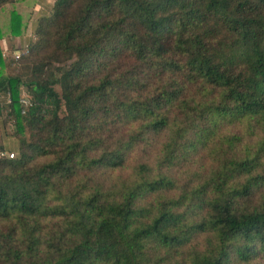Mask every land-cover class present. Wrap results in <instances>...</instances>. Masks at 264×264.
Segmentation results:
<instances>
[{"label": "trees", "instance_id": "16d2710c", "mask_svg": "<svg viewBox=\"0 0 264 264\" xmlns=\"http://www.w3.org/2000/svg\"><path fill=\"white\" fill-rule=\"evenodd\" d=\"M34 36L0 28V264H264V0H55Z\"/></svg>", "mask_w": 264, "mask_h": 264}, {"label": "rangeland", "instance_id": "374dc122", "mask_svg": "<svg viewBox=\"0 0 264 264\" xmlns=\"http://www.w3.org/2000/svg\"><path fill=\"white\" fill-rule=\"evenodd\" d=\"M55 0H18L14 4L6 5L5 7L0 9V28L3 32V40L1 41L2 46L4 48L7 47V53L8 55L6 57L15 59L12 52L14 50H19L20 53H25V43H23V37H29V39L34 38V28L37 23V20L44 15H47L54 3ZM15 9L18 11L23 18V34L22 37H19V42L16 40L14 41L13 38L10 35V13L11 10ZM24 45V46H23ZM9 47V49H8ZM9 51H12L11 54ZM0 124L2 125L1 121ZM243 127V126H242ZM241 127V128H242ZM240 127H231L229 129H226L227 132L232 133H241L242 137L240 140L241 146H243V143L248 141L250 142V134L251 131L243 130ZM0 131L3 132V134L6 136L7 141L9 142V146L11 148H17V140L13 137H8L7 134L12 133L13 131V123L10 121L7 123V126L4 127L1 126ZM254 132L253 134V141L255 142L258 138V130L255 128L252 130ZM13 154L16 155L15 149L12 150Z\"/></svg>", "mask_w": 264, "mask_h": 264}, {"label": "crops", "instance_id": "0c3cea01", "mask_svg": "<svg viewBox=\"0 0 264 264\" xmlns=\"http://www.w3.org/2000/svg\"><path fill=\"white\" fill-rule=\"evenodd\" d=\"M23 39V43H25V46H27L29 43H30V41L32 40V39H29V37H23L22 38ZM14 41H18L19 42V40H20V38H15V39H13ZM24 46V45H23ZM24 46V47H25ZM1 47H2V52H3V56H7L8 55V53H7V47L6 48H4L3 46H2V43H1ZM8 49H9V47H8ZM16 51H18V50H14L13 52L12 51H9L10 52V54H11V52H12V54L14 53V52H16ZM1 124H0V129H1ZM4 143L5 145L8 143V145H9V142L7 141V138H6V136L3 134V132L2 131H0V143ZM8 148H9V150H13L14 148L12 147L11 148V146H8Z\"/></svg>", "mask_w": 264, "mask_h": 264}, {"label": "built area", "instance_id": "2783aa9c", "mask_svg": "<svg viewBox=\"0 0 264 264\" xmlns=\"http://www.w3.org/2000/svg\"><path fill=\"white\" fill-rule=\"evenodd\" d=\"M26 50V49H25ZM26 52V51H25ZM22 53H20L19 51H16V52H14L13 53V56H14V58L15 59H18L19 57H20V55H21ZM5 101L6 103H9L10 102V93H6L5 95H1L0 96V102L1 101ZM21 103H23V104H27L28 103V100L25 98V94H23V97L21 98ZM9 156L10 157H13V153H10L9 154Z\"/></svg>", "mask_w": 264, "mask_h": 264}]
</instances>
